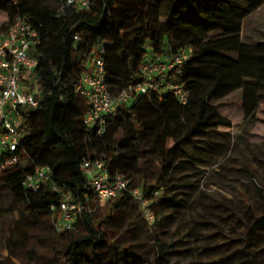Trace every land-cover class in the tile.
Returning <instances> with one entry per match:
<instances>
[{
    "label": "trees",
    "instance_id": "trees-1",
    "mask_svg": "<svg viewBox=\"0 0 264 264\" xmlns=\"http://www.w3.org/2000/svg\"><path fill=\"white\" fill-rule=\"evenodd\" d=\"M148 2L154 9H148ZM261 6L264 0H93L90 9L83 10L67 6L64 0H0V13L7 15L10 24L17 18L28 23L41 41L32 52L38 62L34 75L41 97L37 108L22 111L21 161L0 175V220L4 212L17 213L5 240L8 245L4 247L0 239V251L7 250L4 259L0 253V264H16L11 258L27 264L19 248L29 242L25 250L28 263L203 264L187 258L171 263L170 258L180 257L183 251L176 247L179 241L163 237L168 222L186 202L180 197L186 185L178 182L176 170L184 157L200 160L188 147L193 138L230 128L216 103L235 89L242 94L243 120L255 121L264 103V41L245 43L241 34L244 21ZM159 8L163 22L157 29H138L128 42L122 39L121 32L133 21H147ZM7 28L0 26V33ZM189 47L192 54L178 76L187 93L185 105L171 92L139 95L119 108L103 134L95 136L94 130L83 125L88 105L75 86L98 49H103L106 83L117 93L144 79L139 65L146 52L171 55ZM146 155L160 162L154 183L140 188L154 214L151 225L143 217L154 239L152 262L137 255L130 245L107 241L101 233L103 223L120 219L125 207L142 214L140 203L129 192L134 189L130 183L133 171L127 164L139 163ZM83 159H98L111 175L121 174L129 180L127 191L105 203L104 221L89 211L96 204L91 196L83 197L91 195L80 170ZM37 167L49 168L51 183L70 193L77 205L85 206L68 232L53 230L52 222L61 215L60 196L51 192L49 184L36 192L22 186L25 175ZM262 230L264 208L254 216L246 245ZM245 251L247 258L239 264H260L254 252Z\"/></svg>",
    "mask_w": 264,
    "mask_h": 264
},
{
    "label": "rangeland",
    "instance_id": "rangeland-1",
    "mask_svg": "<svg viewBox=\"0 0 264 264\" xmlns=\"http://www.w3.org/2000/svg\"><path fill=\"white\" fill-rule=\"evenodd\" d=\"M147 5L148 9L155 7L152 2ZM9 21L7 15L0 13V26L7 28ZM162 22L159 8L147 21L141 18L133 21L121 32V37L128 42L136 30H155ZM241 35L245 43L264 41V6L244 21ZM112 58L117 60V55ZM241 99V91L235 89L216 103L221 117L230 121V128L220 127L214 133L193 138L188 147L200 160L184 157L176 170L178 182L186 185L180 195L186 202L163 232L166 241H179L176 247L183 251L180 257H171V263L187 258L203 264H239L247 258V249L264 264V230L246 245L254 216L261 215L264 208V103L257 110L255 121L247 123L242 117ZM156 163L160 162L151 155H146L139 163H128L133 171L131 185L141 188L154 183ZM89 211L97 220L104 221L107 215L105 204H94ZM4 215L0 220V239L6 247L5 240L17 213L4 212ZM101 233L107 241L130 245L137 255L150 262L154 260V239L137 209L125 207L120 219L103 223ZM30 244L19 248V254L27 264H41L26 260L25 250ZM0 253L1 259L6 258L5 248Z\"/></svg>",
    "mask_w": 264,
    "mask_h": 264
},
{
    "label": "built area",
    "instance_id": "built-area-1",
    "mask_svg": "<svg viewBox=\"0 0 264 264\" xmlns=\"http://www.w3.org/2000/svg\"><path fill=\"white\" fill-rule=\"evenodd\" d=\"M68 6L89 10L93 0H64ZM78 40V37H75ZM41 44L39 34L28 23L15 19L0 33V175L7 168L16 166L22 159L18 153L25 137L22 111L35 109L41 93L37 86L34 70L37 59L32 55ZM103 49H98L94 59L85 67V72L75 86L76 93L85 100L88 110L83 117V125L95 131V136L104 133L109 119L119 112L122 105H128L136 96L152 97L171 92L181 105L187 103L178 76L181 67L192 54V49L179 50L171 55L146 52L139 65L143 80L130 84L117 93H112L106 83V63L102 58ZM80 170L87 179L91 195L85 193V200L104 205L120 192L127 191L129 180L121 174L111 175L104 163L98 159H83ZM51 171L47 167H37L25 175L22 186L36 192L49 184L53 194L59 195L60 217L52 222L56 233L68 232L80 217L85 206L77 205L72 195L51 183ZM131 196L140 203L144 220L154 223V214L149 203L142 196L140 188L129 190ZM157 194L156 192L154 193ZM54 207H51V211Z\"/></svg>",
    "mask_w": 264,
    "mask_h": 264
}]
</instances>
